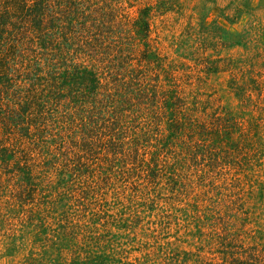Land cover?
Returning <instances> with one entry per match:
<instances>
[{"label":"rangeland","instance_id":"374dc122","mask_svg":"<svg viewBox=\"0 0 264 264\" xmlns=\"http://www.w3.org/2000/svg\"><path fill=\"white\" fill-rule=\"evenodd\" d=\"M0 264H264V0H0Z\"/></svg>","mask_w":264,"mask_h":264}]
</instances>
